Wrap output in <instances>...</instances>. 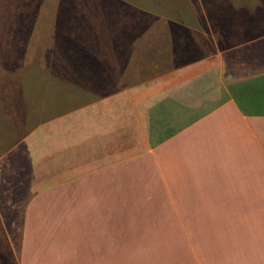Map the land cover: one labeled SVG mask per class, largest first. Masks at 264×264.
I'll list each match as a JSON object with an SVG mask.
<instances>
[{
  "label": "crops",
  "instance_id": "obj_1",
  "mask_svg": "<svg viewBox=\"0 0 264 264\" xmlns=\"http://www.w3.org/2000/svg\"><path fill=\"white\" fill-rule=\"evenodd\" d=\"M236 1L208 17L203 58L45 121L21 264L25 248L28 264H264V2ZM57 199L77 247L35 246L30 219Z\"/></svg>",
  "mask_w": 264,
  "mask_h": 264
},
{
  "label": "rangeland",
  "instance_id": "obj_2",
  "mask_svg": "<svg viewBox=\"0 0 264 264\" xmlns=\"http://www.w3.org/2000/svg\"><path fill=\"white\" fill-rule=\"evenodd\" d=\"M229 2L0 0V264H21L23 217L46 186L39 159L45 121L203 58L212 50L207 19L233 12ZM55 201L30 219L35 246L58 237L77 247L61 232L78 224H64L63 200ZM127 226L119 224L117 232ZM134 227L131 232L142 231Z\"/></svg>",
  "mask_w": 264,
  "mask_h": 264
}]
</instances>
